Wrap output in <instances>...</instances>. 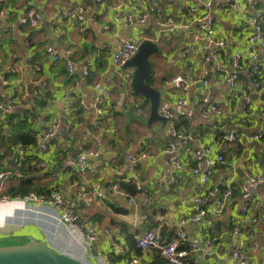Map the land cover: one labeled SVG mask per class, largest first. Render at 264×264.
I'll return each mask as SVG.
<instances>
[{
  "label": "crops",
  "instance_id": "1",
  "mask_svg": "<svg viewBox=\"0 0 264 264\" xmlns=\"http://www.w3.org/2000/svg\"><path fill=\"white\" fill-rule=\"evenodd\" d=\"M192 7L197 11L192 13ZM28 9L40 14L35 27L20 24ZM70 11L84 17V34L64 17ZM202 13L194 0L172 4L167 0H0V103L18 101L16 108L20 111L13 113L33 114L28 122L37 135L55 127L46 150L39 151L36 146L34 154L18 168L13 146L7 143L8 120L0 115V172L20 171L2 182L0 192L8 196L7 189L28 177L25 171L29 168L40 193L56 190L67 200L77 201L84 222L98 229L86 251L81 234L59 219L58 209L46 203L10 199L0 203L1 245L19 244L33 237L82 264H105L106 260L124 264L132 256L139 258V264H165L154 250H140L137 237L153 230L166 241L182 231L197 246L186 257L192 264H238L232 256L235 248L248 264H264V141L253 138L264 127V49H256L255 59L249 56L250 28L246 21L260 17L264 28V0H240L237 8L210 10L215 35L225 42L217 50L218 63L204 62L207 42H193ZM129 16L133 23L126 25ZM143 16V23L135 22ZM168 18L174 24L172 32L166 29ZM144 39L158 46V53L149 58L148 83L156 89L165 88L160 106L173 107L178 91L172 81L180 76L195 109L191 118L175 122L184 132L178 154L180 170H175L164 154L172 141L169 122H149L148 101L132 89L133 70L111 61L120 40L139 43ZM47 46L60 55L59 61L53 62L46 54ZM236 53L241 55L243 68L231 87V60ZM67 62L73 64L72 74L67 71ZM122 80L124 87L120 86ZM95 82L109 90L96 129L91 126ZM126 90L141 105L144 115H138L124 98ZM205 97L216 104L221 116H203ZM232 131L237 132L236 141L215 145L208 156L214 159L221 154L224 160L203 168L208 182L201 203L196 204L194 198L203 174L193 172L195 163L207 156V144L222 141ZM92 132L99 141L90 136ZM89 149H101L100 155L109 154L110 159H90L85 174L79 173L73 163L63 166V161ZM142 152L148 156L139 160ZM128 156L136 163L122 171ZM248 175H259L263 181L243 200L239 186L247 182ZM171 178L173 184L169 183ZM121 184L131 186L134 193ZM96 185L104 197H97ZM113 185L119 193H108ZM137 185L141 191H136ZM228 188L232 195L221 215H208L196 222L199 210L214 207ZM163 216L168 227L161 226ZM113 243L121 245L123 251L114 254ZM200 249L202 254H198Z\"/></svg>",
  "mask_w": 264,
  "mask_h": 264
},
{
  "label": "built area",
  "instance_id": "2",
  "mask_svg": "<svg viewBox=\"0 0 264 264\" xmlns=\"http://www.w3.org/2000/svg\"><path fill=\"white\" fill-rule=\"evenodd\" d=\"M102 0H96V2H101ZM177 0H167L169 4L174 3ZM195 3L198 4L199 8L202 10V17L200 19V23L197 28V32L194 35L193 42L205 41L207 42L206 54L204 52V62L206 63H218L220 61V55L217 53V50L223 47L225 42L222 39H219L215 35L214 22L212 16H210V10L213 7H216L218 10H221L222 7L226 6L229 8H237L240 0H194ZM245 3H251L253 0H242ZM116 10H120V6L116 5ZM197 8L192 7L191 12H196ZM120 14L117 13L116 21H118ZM64 17L70 20L78 30L84 34L85 32V19L82 15L75 14L74 12H66ZM40 14H38L34 9H28L25 14L20 18V24L24 26L35 27L39 20ZM145 21L144 16L140 17L135 22L141 24ZM248 25L250 28L249 37H248V54L252 59L256 58L255 51L257 48L264 49V28L262 24V18L253 17L249 18ZM133 23V19L131 16L125 19L126 25H130ZM174 28V24L171 18L167 19L166 29L172 32ZM26 47L28 45L26 44ZM138 49V43H132L126 40H120L116 50L111 55V61L115 66H124L129 60H131L136 54ZM46 54L52 59L53 62H57L60 60V55L53 50L52 47L47 46L45 49ZM231 65L233 68V74L230 76V86L234 87L235 81L237 79L238 73L242 70L243 64L241 60V55L236 53L232 60ZM66 68L69 74L73 72V64L71 62H67ZM38 69V68H37ZM85 75H88V71H84ZM174 88L178 91V96L174 102L172 108L167 106H159L158 112L159 114L166 118L169 122L168 134L171 137L172 141L164 150V154L169 159L172 167L175 170H180L182 168V163L180 158H178V154L180 149L182 148V143L184 141V132L181 129L176 128L175 122L180 119L191 118L194 115V107L188 101L186 97L187 86L182 83V78L177 76L173 79ZM124 80L120 82V86L125 85ZM206 85V82H204ZM93 88L96 92V101L93 105L94 109V119L91 124L95 129L99 125V120L101 119L103 110L102 104L105 98L109 96L108 88L100 83L95 82L93 84ZM124 98L131 102L136 109L138 115H144V110L141 105L133 98L132 94L126 90L124 91ZM18 101L7 100L6 103H0V115H10L12 114L17 106ZM204 104L206 105V110L203 114L204 117H208L210 114L214 116H221V111L218 109L214 102H211L208 97L203 99ZM55 135V127L47 129L45 131L40 132L36 137V145L32 147H21L18 146L15 149L16 161L18 168L23 166L27 157H31V154H34L35 147L39 146V151H45L47 143L54 137ZM95 141H99L96 135L92 132L90 135ZM237 132L232 131L229 135L225 136L222 141H212L210 144H207L205 147V153L207 156L203 157V159H198L195 163V167L193 172L196 174H203L200 178V184L197 191V195L194 198V202L196 204H200L201 193L203 189L206 187L208 178L206 170L203 168H211L216 165V163L223 162V156L217 155L214 159H209L208 156H211V151L214 149L215 145L219 144L222 146V143L232 144L236 141ZM253 138L255 140H263L264 141V127L261 131L254 134ZM103 151L101 149H89L82 152H79L76 157L69 158L68 160L63 161V166H67L70 163H73L78 172L81 174H85L89 171L90 165L89 160L94 159L100 156ZM223 152V151H222ZM146 153H141L138 156V159L141 160L143 158H147ZM127 162L122 165V171H125V168L129 166V168H133L136 160H133L130 156L127 157ZM16 174L19 175L20 171L16 170ZM13 172H0V190L2 182L9 179L11 176L16 175ZM247 182L239 186L240 197L243 200L248 199L250 195V191L256 188L262 181V177L259 175H248ZM131 180H127L126 183H129ZM175 182L174 178H171L169 183L173 184ZM136 191H141V187L137 185L135 187ZM96 195L98 198L104 197V192L101 191L98 185L95 186ZM117 186L113 185L108 188V193L116 194L119 193ZM232 195L231 190L228 188L225 191L224 195L219 199L216 205L212 208L200 209L198 214L195 216L194 220L196 222H200L205 216L212 215L214 217H218L221 215L222 210L225 204L230 200ZM10 199L20 201L23 203H46L51 207L58 209L59 219L67 224L73 225L77 231L81 234L84 243V249L86 251L90 250L93 241L95 240L97 234V228L94 225H90L89 223H85L84 219L78 209V203L75 200H67L65 196L59 191L52 190L48 193H38V192H30L24 196H14L9 197L5 194H1L0 192V203H5ZM248 208V204L243 205V211L245 212ZM161 226L168 227V221L165 216L162 218ZM136 245L140 250H154L164 261L165 264H192L187 260V255L190 252H195L197 250L196 244H193L189 241V238L186 233L182 231H178L173 234L168 240L164 241L161 239L158 231L146 230L139 237H137ZM113 253L119 254L123 251L121 245L117 243H113ZM208 246L206 248V252H208ZM232 256L235 260L238 261V264H248L247 260L242 258V254L238 248H235L232 252ZM105 264H114L112 261L106 260ZM124 264H139V258L137 256H132L128 260L124 262Z\"/></svg>",
  "mask_w": 264,
  "mask_h": 264
},
{
  "label": "water",
  "instance_id": "3",
  "mask_svg": "<svg viewBox=\"0 0 264 264\" xmlns=\"http://www.w3.org/2000/svg\"><path fill=\"white\" fill-rule=\"evenodd\" d=\"M158 53L155 42L144 39L138 43V49L134 57L123 67L132 69V89L150 105L149 122L160 121L164 124L168 120L162 117L158 108L165 98V88L156 89L147 80L151 70L150 56ZM6 101L4 102V104ZM16 108L15 111H20ZM39 149V146L37 147ZM109 154H102L97 159L100 162L109 160ZM198 254H202L200 249ZM209 256H206L208 259ZM0 264H82L81 262L61 254L52 249L46 242L28 237L25 242L19 244H7L0 246Z\"/></svg>",
  "mask_w": 264,
  "mask_h": 264
},
{
  "label": "trees",
  "instance_id": "4",
  "mask_svg": "<svg viewBox=\"0 0 264 264\" xmlns=\"http://www.w3.org/2000/svg\"><path fill=\"white\" fill-rule=\"evenodd\" d=\"M150 77L151 72L149 73L148 80L150 79ZM145 101L147 102V100ZM29 116L33 117V114L28 113L27 115L23 113H12L10 115H5L10 126V134L8 136L7 143L13 146V148L11 149L12 152L15 151V145L21 147H32L36 145L37 132L31 130V126L28 122ZM14 120L15 123L13 122ZM25 172H27L26 174L28 175V177L20 178L16 182H14V184H12L6 191V194H8V196H24L30 192L40 193V188L37 187L36 184H34V179L29 176L31 175L29 168ZM121 187L131 194L134 193L133 188L129 185L121 184Z\"/></svg>",
  "mask_w": 264,
  "mask_h": 264
},
{
  "label": "rangeland",
  "instance_id": "5",
  "mask_svg": "<svg viewBox=\"0 0 264 264\" xmlns=\"http://www.w3.org/2000/svg\"><path fill=\"white\" fill-rule=\"evenodd\" d=\"M12 244H13V243H12ZM3 245H7V244H3ZM3 245L0 244V246H3Z\"/></svg>",
  "mask_w": 264,
  "mask_h": 264
}]
</instances>
